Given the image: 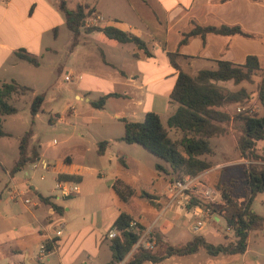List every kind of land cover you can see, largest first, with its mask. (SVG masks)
<instances>
[{
	"label": "crops",
	"instance_id": "1",
	"mask_svg": "<svg viewBox=\"0 0 264 264\" xmlns=\"http://www.w3.org/2000/svg\"><path fill=\"white\" fill-rule=\"evenodd\" d=\"M66 2L69 9H74L80 4L92 11L86 18V26L99 28L112 26L141 38L147 42L151 56H147L144 50L138 49L133 43L123 44L109 39L102 31L86 33L83 29L79 44L71 49L73 37L66 27L64 14L59 9V0H0V83L7 81L13 70L19 67L21 62H25L16 56V51L24 49L39 60L38 66L25 62L29 64L31 72L39 70L43 61L50 57L51 74L61 69L71 73V76H65V80L66 77H69L68 80H72L73 77L76 79V98L79 102L87 104V107L81 105V110L78 105L70 106L69 114L75 118H83L87 124L97 121L105 127L103 135L92 134L86 137L79 134L75 145L64 147L60 151L58 146L52 145L51 142L42 148L41 144H34L32 138L31 148L39 153L37 162L49 165L47 170L42 168L41 170L46 171L50 179L56 182L55 187L60 182L59 175L76 177L77 181L65 182L76 185L78 191L63 197L76 198V203L79 204L89 196H100L103 186L107 187L108 192L106 203L86 213L74 214L67 218V214L64 213L71 211L73 207L66 208L60 205L59 198L52 192V188L45 192L35 184L27 190L24 188L25 178L20 174L22 171L11 173L19 156L18 143L10 162L0 155V167L5 176L4 182L0 183V264H107L111 260L112 239L108 238V233L114 230L113 225L121 212L126 211L125 204L117 196L113 186L122 178L121 168L127 167L126 160L134 158L139 146L119 140L124 135L122 119L143 122L148 112H154L160 116L162 122L165 118L167 125L169 117L177 109V105L171 102L170 95L179 75V70L170 61L169 53L178 52L180 56L177 63L180 69L192 76L203 69H216L220 60L244 64L248 56H257L264 69V0H66ZM191 21L201 25L239 26L252 37L209 35L205 43L200 38H192L188 44L180 46L181 33L189 29ZM65 30L71 35L66 48L70 62L58 63L56 58L58 37L60 33H65ZM96 51L100 54L101 61L95 58ZM257 78L256 89L260 80ZM10 79L20 81L15 77ZM243 83L238 86L232 81L220 84L232 90L242 87L247 89ZM31 89L35 95L39 94ZM43 93L46 100V92ZM113 93L120 96L110 97L106 106L114 99L121 100L120 103L107 115V120L101 116L97 117L95 114L98 112L102 115L106 106L104 109H95L90 102ZM252 98H256V93ZM259 106L261 107L260 104ZM230 109L231 107L227 111ZM54 113L49 120L50 123H58V118L64 120L68 118L65 114L61 113L58 116V112ZM228 130V133L221 137L235 135L237 141L233 118ZM5 132L10 134L9 137L12 136L11 132ZM101 141L109 142L104 153L99 154L96 149L98 156L96 160L88 159L87 152L90 147H98ZM51 148L54 149L52 152ZM74 148L75 151L71 150ZM213 148L214 156L207 159L213 168L202 173L204 177L208 176L210 181L211 174L221 167V163L214 161L219 149L214 145ZM220 149H223L222 146ZM236 152L238 158L243 159L238 149ZM257 152L264 156V141L258 143ZM94 161H97V164ZM33 164L27 165L24 169L26 176L29 175L27 168ZM227 164L225 166L230 167L233 163ZM40 177L41 180L45 178L43 175ZM166 180L168 185L170 183L168 177ZM41 187L45 189L43 185ZM166 189L167 187L164 188L162 196L150 195L152 200L148 202L153 213L147 224H142L138 220L144 213L140 204L141 194H138L139 208L132 212L136 221L146 227V231L154 229L162 235L165 246L157 250L159 253H164L167 246L181 247L204 231V225L200 231L194 230L195 219L187 209L168 202ZM15 191L20 192L17 199L11 196ZM29 191L35 194L38 201L30 196ZM111 191L115 197L111 195ZM47 198L59 206L60 210L56 211L48 204L45 200ZM26 199L30 202L25 203ZM76 208L79 210L81 207ZM77 209L75 210L78 212ZM205 221L214 225L221 222L226 224L216 214ZM59 225H64L62 229L64 231L59 230L56 233V227ZM258 231H264V227ZM251 234L243 254L211 256L201 248L195 254H175L162 262L144 264H190L192 260H197L202 251L210 257L221 259L237 256L235 262H238V256H241L242 260L246 259L250 251ZM200 237L215 245L236 240L234 232L227 224L222 237L208 238L206 231ZM209 239H214V242ZM47 241L53 243L52 250H48L44 257L40 258V246Z\"/></svg>",
	"mask_w": 264,
	"mask_h": 264
},
{
	"label": "trees",
	"instance_id": "2",
	"mask_svg": "<svg viewBox=\"0 0 264 264\" xmlns=\"http://www.w3.org/2000/svg\"><path fill=\"white\" fill-rule=\"evenodd\" d=\"M59 9L64 14L66 27L72 33L71 49L79 44L83 29L86 33L102 31L109 39L123 44L133 43L138 49L144 50L147 56H151L147 42L135 35L112 26L104 28L86 26V18L92 11L85 6L79 4L76 8L69 9L66 0H59ZM209 35L252 37L239 26L201 25L191 21L189 29L181 33L180 46L188 44L192 38H200L205 43ZM16 56L34 66L39 65V60L24 49L16 51ZM179 56L178 52L169 53L170 61L179 70V75L170 95L171 102L177 105V109L169 117L167 126L154 112H148L143 122L123 118L124 135L119 140L127 144H138L163 159L168 167L156 165V169L164 172L172 182L186 176L200 175L213 168L212 163L207 160L215 154L212 139L226 135L233 118L240 157L250 163L239 166L241 174L239 178L233 175L217 182H207L221 194V200L217 205L204 204L196 198L191 204L201 203L210 207L234 232L236 240L215 245L198 236L181 247L167 246L164 253H159L157 250L165 244L162 235L152 229L151 237L155 241L156 249L146 250L142 246H136L146 231V227L137 222L132 214L139 208V196L130 185L118 179L113 189L125 204L126 211L121 212L113 225L116 236L110 243L112 258L107 264H121L124 261L125 264L158 263L175 254H195L201 248L211 256L243 254L247 249L251 232L264 227V216L252 210L257 194L264 192V156L257 152L258 143L264 141V69L257 56H248L244 64L220 60L216 69H203L192 76L180 69L177 63ZM255 77L260 79L256 99L263 113L251 115L249 111L244 110L232 115L227 109L232 106L249 105L252 95L244 87L232 90L220 83L232 81L235 86L243 82L254 84ZM29 91H32L30 87L16 81L0 85V137L10 136L3 130V117L18 112V108L10 101ZM118 96L120 95L117 93L101 96L90 104L95 109H104L110 97ZM44 100L45 93L35 95L32 100L31 125L19 139V156L12 167V174L23 171L27 165L39 160V153L31 148V142L34 135V118L42 110ZM173 130L181 133L179 139L170 136V131ZM108 145V141L99 142L98 153L103 154ZM77 180L70 175H59V181ZM141 198H146L150 202L152 200L150 195L144 193L141 194ZM45 200L56 211L60 210V207L50 202V199ZM132 222H136V227H131ZM52 244L50 241L45 242L47 250H52Z\"/></svg>",
	"mask_w": 264,
	"mask_h": 264
},
{
	"label": "rangeland",
	"instance_id": "3",
	"mask_svg": "<svg viewBox=\"0 0 264 264\" xmlns=\"http://www.w3.org/2000/svg\"><path fill=\"white\" fill-rule=\"evenodd\" d=\"M65 33H60L58 37V63L70 62L69 56H67V46L68 40L71 35H69V31L65 30ZM66 34V35H64ZM72 44V42H71ZM97 57L101 61V56L97 53ZM95 54V55H96ZM52 57V56H51ZM50 57L43 61V65L39 70L30 71L29 64L25 62H21L19 67L13 70V73L10 74V78L15 77L18 78L22 85L28 86L30 88H35L36 86L37 92L42 94L46 92V100L43 104L42 110L38 113L35 118L34 128V144H41L42 148H45L48 144L57 145L58 151L62 148L71 147L76 144V141L79 139V134H83L86 137H90L92 134L103 135L105 132V127L100 125L97 121H91L85 123L83 118H75L72 114H69L70 106H77L81 110V105L84 104L87 107L85 102H79L76 98L75 87L77 85L76 79L73 77L72 80H65V76L70 75L71 73H67L64 69L56 71L53 75L50 71ZM109 70V69H108ZM8 79L7 82L10 83L11 79ZM255 79H258L255 77ZM2 82V83H3ZM1 85V83H0ZM244 86H247V90L251 95L256 93V84H247L243 83ZM34 91V92H36ZM35 93L29 91L25 94L15 97L14 100L10 101L11 104H14L18 108V112L16 114L6 116L3 130L11 132L12 136L9 138H0V155L7 161L10 162L11 155L14 149L18 146L19 137L29 129L31 125V114L30 107L32 100L34 98ZM121 100L114 99L110 100L109 104L106 106L104 113L95 114L97 117L101 116L103 119L107 120V115L114 110V106L118 105ZM244 107H248L253 109L254 112L252 114H262V107L259 106V102L256 98H252L249 105ZM66 109V110H64ZM64 111V112H63ZM54 112H58L59 114L67 115V120L59 119L58 123H50L49 120L51 116H54ZM230 113H235L236 108L232 106L229 110ZM251 114V115H252ZM164 124L166 125V119H163ZM84 123V124H82ZM88 125V126H87ZM120 126V124H119ZM167 126V125H166ZM118 127V124H117ZM121 127H123L121 125ZM170 136L173 139H179L181 137V133L171 131ZM57 140L54 142V140ZM51 142V143H50ZM213 145L219 149L217 155L214 157V161L217 163H221V167L217 169L214 173L211 174V181L208 176L204 178V181L207 182H217L226 178L227 176H236L239 178L241 174L239 173V164L248 165V162L245 159L238 158V153L236 152L237 141L235 135H228L221 138L212 139ZM222 146L223 149H220ZM96 149L98 147L91 146L89 149L87 158L90 160H96L98 157L96 154ZM54 149H50L52 152ZM75 151L76 149H71ZM127 167L121 168L122 178L126 181L130 186H132L138 194H148L152 196H162L164 188L167 187V176L164 172H159L156 169V165H161L163 167H168V164L158 156L153 153L147 151L142 146H137V151L134 154V158L128 159ZM97 164V161H94ZM227 162H232V166L228 167ZM239 165V166H238ZM226 167V168H225ZM239 169V170H238ZM29 173L28 176L25 175L26 171H22L20 174L24 176L26 183L24 184V188L30 190L32 185H39L41 190L47 191L48 188H52V192L56 194L59 198V204L62 206H66V208L72 206L73 209L71 211H66L64 214H67V218L73 216L74 214L86 213L92 208H96L102 203H106L108 201V192L107 187H102L99 189L100 196H89L82 203H76V198L66 199L63 197L61 191L56 189V182L50 179V176L46 171L32 169V165L27 168ZM36 171V172H35ZM224 171V172H223ZM220 172V173H219ZM223 172V173H221ZM41 175L45 178L40 179ZM223 175L225 177H223ZM222 177V178H221ZM4 172L2 167H0V183L4 182ZM208 184V183H207ZM44 186L43 189L41 186ZM209 185V184H208ZM30 192V196L35 198V194ZM241 192V189H240ZM111 195L115 197L113 191L110 192ZM37 194V193H36ZM117 199V198H116ZM38 201V200H37ZM101 202V203H100ZM140 204L143 210L142 218H138L140 223L147 224L148 219L152 212V207L149 205V202L146 198H142L140 200ZM76 207H81L79 210ZM82 207H85L82 209ZM65 208V209H66ZM77 209L78 212L75 210ZM252 210L256 213L264 216V192L257 194L253 205ZM204 231L199 233L197 236H201L205 231L208 234V238L222 237L224 236L226 230V224L221 222L217 225H214L212 222L204 221ZM62 230V229H60ZM64 231V230H62ZM212 243L214 239H209ZM111 243V241H110ZM249 248L250 251L246 256V259H241L239 257V261L235 262V257L237 256H228V258H215L210 257L206 252L202 251L198 256L197 260H192L190 264H264V231H254L251 234L249 240ZM102 256V255H101ZM224 257V256H222ZM233 258V261H232ZM102 260V258H100ZM121 264H125V261Z\"/></svg>",
	"mask_w": 264,
	"mask_h": 264
},
{
	"label": "built area",
	"instance_id": "4",
	"mask_svg": "<svg viewBox=\"0 0 264 264\" xmlns=\"http://www.w3.org/2000/svg\"><path fill=\"white\" fill-rule=\"evenodd\" d=\"M69 77H66L68 80ZM244 110L249 111V114L254 112L253 109L248 107H238L236 109V113L242 112ZM247 161V160H246ZM248 164L250 163L247 161ZM33 169L36 170L38 168H42L43 170H47L49 165L45 162H37L32 165ZM204 176L202 174L197 176H186L183 179H178L170 182L167 185L166 189V197L170 204H177L181 208L187 209L188 213L192 218L195 219V231H200L204 225V221L212 218L214 215L212 209L210 207H206L201 203L191 204L193 199H198L204 204L209 205H217L221 200V194L219 191L209 186L206 181H204ZM57 189H59L63 196H70L78 191V187L76 185H71L68 182L60 181L57 184ZM12 198L17 199L20 196V192L15 191L11 193ZM25 203H29L28 199L24 200ZM136 222L131 223V227H136ZM64 225H59L56 227V233L63 229ZM58 229V230H57ZM116 236V230H111L108 233V238L113 239ZM136 246H142L146 250H152L155 247V241L151 237V231H144L141 235ZM47 248L45 243L40 246V258L44 257L47 253Z\"/></svg>",
	"mask_w": 264,
	"mask_h": 264
}]
</instances>
